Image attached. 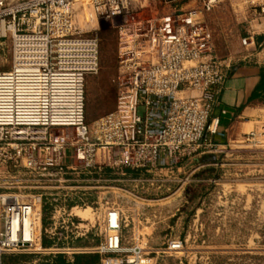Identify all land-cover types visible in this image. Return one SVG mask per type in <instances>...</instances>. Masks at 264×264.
<instances>
[{"label":"built area","instance_id":"2783aa9c","mask_svg":"<svg viewBox=\"0 0 264 264\" xmlns=\"http://www.w3.org/2000/svg\"><path fill=\"white\" fill-rule=\"evenodd\" d=\"M85 6L93 9L97 23L114 22L123 17L127 2L0 0V36L10 32L13 51L12 67L0 71V168L21 165L54 180V169H63L61 159L70 145L83 167L99 170L106 165L172 170L199 153L216 152L210 137L218 124L213 112L229 60L217 55L206 23L213 0L119 25L117 105L93 126L85 121V82L100 68V43L90 21L78 23ZM59 127L73 132L57 135ZM41 199L34 195L24 201L0 193V264L8 251L54 252L36 250L42 214L36 203ZM25 217L31 240H25ZM121 225L120 212H110L105 226L116 234L90 251L122 250ZM183 250L184 242L177 239L151 252ZM132 251L125 258L104 256L100 264H155L151 252L143 255L140 247Z\"/></svg>","mask_w":264,"mask_h":264},{"label":"rangeland","instance_id":"374dc122","mask_svg":"<svg viewBox=\"0 0 264 264\" xmlns=\"http://www.w3.org/2000/svg\"><path fill=\"white\" fill-rule=\"evenodd\" d=\"M126 2L123 17L114 22L102 19L97 23L89 6L78 15L81 26L90 21L88 27L100 43V68L87 75L85 82V121L90 126L117 105L119 25L126 19L129 23L162 16L179 8L181 3H190L188 8L197 7L203 0ZM205 18L217 55L237 58L246 28L264 30V0H213ZM12 65V39L6 31L5 36H0V71L9 70ZM71 132L72 128L54 129L57 135ZM235 144L231 150L218 154L223 165L213 172L215 178L208 186L193 180L201 177L190 168L196 155L183 161L180 171L165 173L162 170L167 168H164L141 172V178L167 179L160 181V186L149 182L135 184L130 180L132 177L125 175V169L121 172L123 180L118 181L116 170L110 165L101 170L83 167L69 144L61 159L63 169H54V180L49 176L40 178L21 165L0 168V193L16 195L24 201L34 195L42 196L36 203L42 213L37 234L43 226L48 230L54 227V234H43L45 240H54V255H72L79 250L93 252L90 250L106 244L108 237L116 234L105 226L109 213L120 212L122 250L102 253L101 258H125L133 255L135 247H140L146 255L154 248H165L171 240L181 239L183 251L151 252L149 255L155 258V264H264V124L259 132L246 135ZM104 168L109 169L106 177H100ZM150 197H161V200L153 203L144 200ZM202 203L204 213L198 219L196 209ZM121 208L135 209L133 218H122ZM196 222H202L204 228H196ZM34 253L37 252L8 251L2 254L1 264L28 261ZM43 260L48 258L44 256Z\"/></svg>","mask_w":264,"mask_h":264},{"label":"crops","instance_id":"0c3cea01","mask_svg":"<svg viewBox=\"0 0 264 264\" xmlns=\"http://www.w3.org/2000/svg\"><path fill=\"white\" fill-rule=\"evenodd\" d=\"M190 3H181V8L187 9ZM262 19V18H261ZM209 28V27H208ZM210 29V28H209ZM211 31V30H210ZM212 33V31H211ZM243 37L249 39L247 45H242L240 48V54L237 58L233 56H225L228 58L229 63L226 68V78L220 89L218 96V103L213 112V118H217V130L215 133H211L210 137L212 141L218 146V150L212 154L199 153L195 156L190 165L192 172L197 171L201 177L195 180L196 183L202 185H211V180L215 177L213 173L207 174L208 170L215 172L223 164L218 160L219 155L231 150L235 143L242 141L247 134L253 132H259L260 128L264 124V30L253 31L250 27L246 28ZM212 41L214 45V38L212 34ZM215 48V45H214ZM224 57V56H221ZM264 90V89H263ZM182 163L178 167H174L172 170H162L165 173L172 171H180L182 169ZM118 181H122L123 175L115 176ZM131 178V182L145 184L150 183L162 185L160 181L167 179L160 178ZM186 181H184L185 183ZM52 185V184H51ZM51 187H54L52 185ZM131 194V193H130ZM144 200L148 202H157L161 200V197H150ZM203 201V200H202ZM205 205L202 203L200 207L196 209V216L198 219L204 213ZM123 211L122 218L125 216L131 217L135 214V209H120ZM127 212V214H125ZM202 220V219H201ZM196 228H204L202 222L195 224ZM49 232L54 234V227L43 226L41 227V237L37 243V249H54V240H50L49 244H44L43 240L46 238L44 233ZM50 238H53L49 236ZM47 253L46 255H43ZM35 256L30 260L22 261L18 264H54V252H37ZM44 256L48 260H43ZM69 259H73V254L66 255ZM214 257V256H212ZM101 259V256H100ZM101 262V261H99ZM2 263V262H1Z\"/></svg>","mask_w":264,"mask_h":264},{"label":"trees","instance_id":"16d2710c","mask_svg":"<svg viewBox=\"0 0 264 264\" xmlns=\"http://www.w3.org/2000/svg\"><path fill=\"white\" fill-rule=\"evenodd\" d=\"M264 84V77L263 82ZM262 92L264 91L263 87H261ZM106 170H109L108 168H104V171H102V174H99L100 177H106ZM116 175H120L122 170L115 169ZM145 171L144 169H132V168H125L124 172L126 176H130L132 178H136L138 176H141L142 173ZM213 173L212 170H208V175ZM214 176V175H213ZM46 209H44V212ZM45 217V216H43ZM44 244H49L48 240H43ZM54 264H97L100 261V254L97 252H79L73 254V259H69L65 254L58 253L54 257ZM45 264V263H44Z\"/></svg>","mask_w":264,"mask_h":264},{"label":"bare ground","instance_id":"6f19581e","mask_svg":"<svg viewBox=\"0 0 264 264\" xmlns=\"http://www.w3.org/2000/svg\"><path fill=\"white\" fill-rule=\"evenodd\" d=\"M0 33H3L2 24H0ZM112 215H113L112 219H115V213H113ZM23 221H24V224H25V240H31V237H30V239L28 238V236H31L30 232H28V223H29L30 220H29V218L25 217ZM16 228H17V222L14 220L13 221V233H12V236H15L14 230H16ZM16 236H17V234H16Z\"/></svg>","mask_w":264,"mask_h":264}]
</instances>
